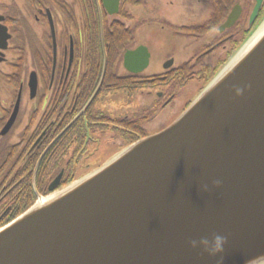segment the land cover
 Segmentation results:
<instances>
[{
  "label": "flooded vegetation",
  "instance_id": "flooded-vegetation-1",
  "mask_svg": "<svg viewBox=\"0 0 264 264\" xmlns=\"http://www.w3.org/2000/svg\"><path fill=\"white\" fill-rule=\"evenodd\" d=\"M99 1L128 33L115 61L105 39L107 64L88 24L93 2L101 27L97 0H0V229L174 124L264 17V0L255 17L257 0H121L113 15Z\"/></svg>",
  "mask_w": 264,
  "mask_h": 264
},
{
  "label": "water",
  "instance_id": "water-1",
  "mask_svg": "<svg viewBox=\"0 0 264 264\" xmlns=\"http://www.w3.org/2000/svg\"><path fill=\"white\" fill-rule=\"evenodd\" d=\"M215 235L223 264H264V17L174 124L1 228L0 264H217Z\"/></svg>",
  "mask_w": 264,
  "mask_h": 264
},
{
  "label": "trees",
  "instance_id": "trees-1",
  "mask_svg": "<svg viewBox=\"0 0 264 264\" xmlns=\"http://www.w3.org/2000/svg\"><path fill=\"white\" fill-rule=\"evenodd\" d=\"M231 7L233 6V2L230 0ZM60 10H63L68 14V18L70 21L76 25V19H75V6L70 5L69 8H66L62 5L58 6ZM88 9V24H89V30L92 32V36L95 38L96 36V48H94L97 52L94 54V62L98 61L99 59L102 61L103 56L101 53V27L99 24V19L97 15L96 6L93 2L87 4ZM125 13V11H123ZM94 32V33H93ZM127 27L124 24L123 21L116 22L115 20L112 21L111 17L109 16V19L105 20V39H106V47L108 49V53L110 55V61H115L119 56H121L124 53V46H125V40L127 36ZM98 45V47H97ZM100 52H99V51ZM35 164V161H34ZM22 212V211H21ZM21 212H19L21 214ZM18 213V215H20Z\"/></svg>",
  "mask_w": 264,
  "mask_h": 264
},
{
  "label": "clouds",
  "instance_id": "clouds-1",
  "mask_svg": "<svg viewBox=\"0 0 264 264\" xmlns=\"http://www.w3.org/2000/svg\"><path fill=\"white\" fill-rule=\"evenodd\" d=\"M242 93H243V88L236 89L237 95H241ZM213 183L215 187H219L221 181L216 180ZM203 190L208 191L209 190L208 186L205 185ZM226 243H227V238L222 235H215L209 238H205L201 241L204 251H206L210 256H220V254L224 252ZM191 246L195 248L197 246L196 242L193 241ZM217 264H223L222 256H220V259L218 260Z\"/></svg>",
  "mask_w": 264,
  "mask_h": 264
},
{
  "label": "rangeland",
  "instance_id": "rangeland-1",
  "mask_svg": "<svg viewBox=\"0 0 264 264\" xmlns=\"http://www.w3.org/2000/svg\"><path fill=\"white\" fill-rule=\"evenodd\" d=\"M158 40H160V37H156V41H158ZM158 52H159V51H158ZM160 68H162V64H160ZM198 95H199V94H198ZM198 95H197V96H198ZM197 96H193L192 100L194 101V100L197 98ZM193 101H192V102H193ZM115 151H117V150H116V149H113L112 153L115 152ZM121 152H122V151H121ZM111 159H113V158H111ZM111 159H110V160H111ZM104 160H105V159H103L102 162H103ZM110 160H109V161H110ZM109 161H108V162H109ZM105 164H106V163H105ZM105 164H104V165H105ZM102 166H103V165H102ZM102 166H101V167H102ZM101 167H99V168H101ZM99 168H98V169H99ZM96 170H97V169H96ZM96 170H94V171H96ZM94 171H93V172H94ZM88 175H89V174H88ZM88 175H87V176H88ZM85 177H86V176H85ZM77 181H79V180H77Z\"/></svg>",
  "mask_w": 264,
  "mask_h": 264
}]
</instances>
